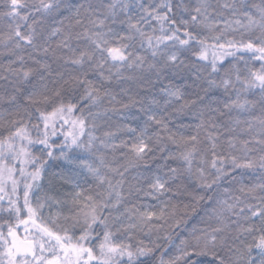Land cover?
<instances>
[{
  "label": "snow or ice",
  "instance_id": "obj_1",
  "mask_svg": "<svg viewBox=\"0 0 264 264\" xmlns=\"http://www.w3.org/2000/svg\"><path fill=\"white\" fill-rule=\"evenodd\" d=\"M0 4V264H264V0Z\"/></svg>",
  "mask_w": 264,
  "mask_h": 264
},
{
  "label": "trees",
  "instance_id": "obj_2",
  "mask_svg": "<svg viewBox=\"0 0 264 264\" xmlns=\"http://www.w3.org/2000/svg\"><path fill=\"white\" fill-rule=\"evenodd\" d=\"M0 7H2V4H0ZM2 27H3V22L0 21V28H2ZM7 59H9L8 56H6V55H0V63L5 62ZM255 66H256V67H259V64H256ZM163 83H164V84H167V83H168V80H164ZM173 83L176 84L177 86H180V85H182L183 82L180 81V80H177V79L173 78ZM139 90L141 91V94H143L144 89H139ZM148 90L151 91V93H152L153 95H156L158 99L160 98V84H156V87H155V88H149ZM162 102H163V101H161V103H162ZM132 111L135 112L136 109H132ZM138 122H139V121H135V122H133V126H135V124L138 123ZM153 167H154V166H153ZM55 170H56V169H53V171H55ZM248 179H249V180H252V179H254V177L251 176V175H249ZM149 202H150V203H154V202H152V201H149ZM189 226H191V225H189Z\"/></svg>",
  "mask_w": 264,
  "mask_h": 264
}]
</instances>
